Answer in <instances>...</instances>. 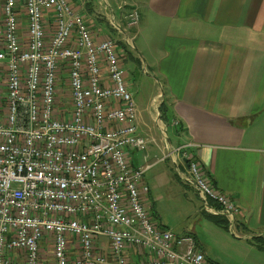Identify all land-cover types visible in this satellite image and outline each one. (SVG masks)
<instances>
[{
  "label": "built area",
  "instance_id": "obj_1",
  "mask_svg": "<svg viewBox=\"0 0 264 264\" xmlns=\"http://www.w3.org/2000/svg\"><path fill=\"white\" fill-rule=\"evenodd\" d=\"M47 12L53 37L42 31ZM128 21L137 24L135 5ZM137 119L114 42L95 43L69 0H0V264H213L191 235L150 218L143 169L125 159L149 142ZM185 168L182 180L232 228L234 202L195 162Z\"/></svg>",
  "mask_w": 264,
  "mask_h": 264
},
{
  "label": "crops",
  "instance_id": "obj_2",
  "mask_svg": "<svg viewBox=\"0 0 264 264\" xmlns=\"http://www.w3.org/2000/svg\"><path fill=\"white\" fill-rule=\"evenodd\" d=\"M129 1L142 9L143 23L162 25L156 72L163 82V98L181 126L176 130L169 125L177 139L175 146L161 139L156 142L154 129L137 108L139 132L154 137L156 150L163 155L168 146L176 147L197 164L206 182L236 205L233 227L216 224L213 217L227 224L226 218L207 208L194 187L182 180L184 157L166 158L167 167L154 174L156 184L175 180L195 192L198 218L182 234L190 233L210 262L264 264V0ZM123 2L73 0V5L83 12L93 37L101 41L109 36L105 23L126 22L129 3L120 9ZM20 16L24 22V15ZM48 20L44 25H53ZM19 33L24 37L25 29ZM65 71L63 65L61 78ZM148 113L156 125L157 113L153 116L150 108ZM147 153L148 147L143 159ZM129 154L133 166L151 169L150 164L141 165L134 150ZM141 196L148 209H155L149 188Z\"/></svg>",
  "mask_w": 264,
  "mask_h": 264
},
{
  "label": "rangeland",
  "instance_id": "obj_3",
  "mask_svg": "<svg viewBox=\"0 0 264 264\" xmlns=\"http://www.w3.org/2000/svg\"><path fill=\"white\" fill-rule=\"evenodd\" d=\"M127 9V10H126ZM125 11L129 12L130 8H125ZM140 13V19L137 24H130L123 21L122 32L119 33L118 29L110 23H105L103 29L108 33L109 37L113 40H119L120 48H125L126 53L122 52L120 58V65L125 74L124 80L127 83V87L131 91L133 99L137 108L148 119L146 120L148 125L155 131L156 142L159 139L163 140L162 143L175 146L177 139L173 133L171 127L166 126L161 121L155 122L149 118L148 109L150 108L152 115L158 114V104L163 98L160 92H164L162 80L159 74L156 72L155 60L159 59L162 52V37L163 28L159 23H149L146 20L143 23L144 15L142 9L138 11ZM120 21V19H119ZM118 22V21H117ZM19 24L22 29H25L26 22L19 20ZM139 34L138 36H136ZM159 94V95H158ZM158 96L155 101L150 102ZM167 102V101H166ZM160 126V127H159ZM166 126V128H165ZM145 128V126H144ZM146 129V128H145ZM166 129V133L164 130ZM148 139L155 140L154 137H148ZM168 139V140H167ZM155 142L148 144L147 157L143 159V150H134L140 158L142 166L150 164L151 169H144L142 181L150 189L151 200L154 201L155 209H148L149 216L155 222L162 221L164 226L171 229L174 233L182 234L185 230H190L192 224L196 221L198 216L195 213L197 205V198L195 192L190 187H182L180 184L173 180L169 185H157L154 179V174L159 171H163V167H167L166 157L172 156L171 147L168 146L164 155L162 151L156 150ZM150 149V150H149ZM131 154H126V161L131 160ZM173 157V156H172ZM173 168L175 165L172 163ZM176 174H178L177 169ZM105 241V239H103ZM45 248H48L44 245ZM43 247V251H45ZM51 257V255H49Z\"/></svg>",
  "mask_w": 264,
  "mask_h": 264
},
{
  "label": "bare ground",
  "instance_id": "obj_4",
  "mask_svg": "<svg viewBox=\"0 0 264 264\" xmlns=\"http://www.w3.org/2000/svg\"><path fill=\"white\" fill-rule=\"evenodd\" d=\"M129 0H124V2L122 3V7H120V9L121 8H123L124 6H128V3L130 2H128ZM128 2V3H127ZM69 3L71 4V6L75 9V10H77L79 13H81V15L84 17V20H85V23H86V25L88 26V28H89V31H90V34H91V37L93 38V41L96 43V42H100V41H97L94 37H93V35H92V33H91V29H90V27H89V25H88V23H87V21H86V17L83 15V12H81L80 11V9L78 8V7H75L74 5H73V0H69ZM136 6V8H138L137 7V3L136 2H132L131 4L129 3V8H130V10L132 9V7L133 6ZM19 11L21 12L22 11V13H19ZM17 12H18V15H19V20H21L22 18H21V16H20V14L21 15H24L25 13H24V9H23V7L20 5V6H18L17 7ZM130 12V11H129ZM129 12H127V14L125 15V18H126V22H128L129 23V21H128V14H129ZM137 12H138V9H137ZM24 18H25V20H24V23L26 22V17H25V15H24ZM54 18V17H53ZM23 20V19H22ZM41 21L43 22V25H42V31H43V33H44V35H47V36H49V37H53L54 35H56L57 33H58V25L57 24H54V19H53V25L51 24V25H44V21H45V18L44 17H41ZM139 22V13H138V21H137V23ZM112 23H113V25H114V27H116L117 29H118V31H119V33H121L122 32V24L120 25L119 24V22L118 23H116V21H113L112 20ZM19 28H20V30L22 29L21 28V26H20V24H19ZM20 34V33H19ZM20 36V39L21 40H25L26 39V27H25V36L23 37L22 35H19ZM77 37V29H76V27H70L69 28V30H68V35H67V40L68 41H73L75 38ZM105 39H109V40H112L113 42H114V45H115V50H116V48H117V46H116V41L117 40H113V39H111V38H105ZM104 40V39H103ZM102 41V40H101ZM116 53H117V51H116ZM118 56V55H117ZM118 60H119V57H118ZM119 63H120V61H119ZM121 66V65H120ZM122 68V67H121ZM101 70L104 72V66L103 65H101ZM123 70V69H122ZM123 76H125V74H124V72H123ZM59 78L61 79V80H66V76H65V78H61V75H59ZM126 85H127V83H126ZM63 87V86H62ZM64 88V87H63ZM128 88V87H127ZM128 90H129V88H128ZM130 91V90H129ZM131 92V91H130ZM160 94H161V96L163 97V92L161 93L160 92ZM132 95V94H131ZM159 95V94H158ZM158 96H156L155 98H154V100L153 101H155V99L157 98ZM132 98H133V96H132ZM163 99V98H162ZM162 99H161V101H162ZM134 100V99H133ZM160 101V102H161ZM160 102H159V104H160ZM134 103H135V101H134ZM159 104H158V106H159ZM136 105V104H135ZM55 107H57V108H60L59 107V105H57V103L55 102ZM136 108H137V106H136ZM157 110H158V108H157ZM137 111H138V109H137ZM158 112V114H157V120H158V115H159V111H157ZM159 118H160V115H159ZM157 120H156V122H157ZM137 121H138V119H137ZM158 121H161V119H159ZM162 122V121H161ZM173 123H175V122H173ZM172 123V124H173ZM158 124V123H157ZM160 127V126H159ZM137 132H138V134H140L141 136H143V137H145V138H147V136H145V135H142L140 132H139V129H138V123H137ZM164 133H166V129L164 130ZM148 139V138H147ZM149 140V142H148V144L150 143V142H154V140H151V139H148ZM168 140V139H167ZM148 144H147V146H146V149L145 150H143V152L144 153H146V151H147V147H148ZM179 148H173L172 149V152H171V155L172 156H178L179 155V157L181 158V153L182 152H180V149L178 150ZM131 150H139V149H128L127 150V153L126 154H129V151H131ZM171 156V157H172ZM166 158H170V156H165ZM184 159L186 160L185 162H184V164H186V163H188V162H190V160L189 159H187L186 157H184ZM128 161V160H127ZM128 163H129V165L132 167V168H134V169H136V168H142L143 169V172H142V175H141V181H142V176H143V173H144V169L145 168H147L148 166H145V167H135V166H133L132 164H131V160L130 161H128ZM143 183V182H142ZM144 184V183H143ZM148 191V190H147ZM143 194H145V193H143ZM142 195V194H141ZM141 199H142V202H143V198H142V196H141ZM144 204V203H143ZM144 206H145V204H144ZM146 207V206H145ZM217 209H219V207H216ZM146 209L148 210V208L146 207ZM148 213H149V211H148ZM227 221V220H226ZM158 223V222H157ZM158 225H160L161 227H163V228H167V227H165V226H163V225H161V224H159L158 223ZM228 223L226 224V228H228ZM167 229H169V228H167ZM171 230V229H170ZM172 231V230H171ZM173 232V231H172ZM175 234H177V233H175ZM187 234H189V235H191L190 233H187ZM178 235V234H177ZM180 235H186V234H180ZM192 236V235H191ZM193 237V236H192ZM194 238V237H193ZM196 242V241H195ZM196 245H197V243H196ZM43 247H44V245H43ZM45 248V247H44ZM198 248V247H197ZM46 249H48L49 250V252H50V247H48V248H46ZM214 264V263H213Z\"/></svg>",
  "mask_w": 264,
  "mask_h": 264
},
{
  "label": "trees",
  "instance_id": "obj_5",
  "mask_svg": "<svg viewBox=\"0 0 264 264\" xmlns=\"http://www.w3.org/2000/svg\"><path fill=\"white\" fill-rule=\"evenodd\" d=\"M87 7H88V8H87ZM90 9H91V8H90L89 3H86V10L90 12ZM20 13H22V12H20ZM44 18H45V21H46V20L49 21L48 18H50V19H52V22H53V19H54V18H53V13H52V12H47V13H45ZM47 23H49V22H47ZM89 27H90V26H89ZM90 29H91V28H90ZM106 38H110V37L107 36ZM120 45H121L120 41L117 40V41H116V46H117L116 51H117V55H118V57H119V61H120L121 56H123V55H122V52H123V53H126V52H127V50H126L125 48L121 49V48H120ZM158 111H159V115H160V119H161V121H162L166 126L171 125L172 122H175V123H173L172 126H173L176 130L180 129L181 126H180L179 122L175 120V118H174V114H173V112H172V110H171V108H170V105L166 102V99H165V98H163L162 101L160 102V104H159V106H158ZM213 221H214L216 224H220V225H222V226H224V227L226 226L225 221H224L222 218H219V217H213ZM257 240H258V239H257Z\"/></svg>",
  "mask_w": 264,
  "mask_h": 264
},
{
  "label": "water",
  "instance_id": "obj_6",
  "mask_svg": "<svg viewBox=\"0 0 264 264\" xmlns=\"http://www.w3.org/2000/svg\"><path fill=\"white\" fill-rule=\"evenodd\" d=\"M160 118H159V115H158V120H159Z\"/></svg>",
  "mask_w": 264,
  "mask_h": 264
}]
</instances>
